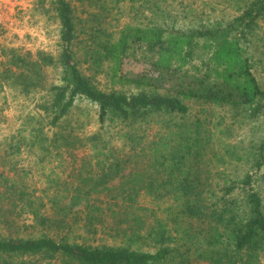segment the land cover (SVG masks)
Returning a JSON list of instances; mask_svg holds the SVG:
<instances>
[{
  "label": "trees",
  "instance_id": "16d2710c",
  "mask_svg": "<svg viewBox=\"0 0 264 264\" xmlns=\"http://www.w3.org/2000/svg\"><path fill=\"white\" fill-rule=\"evenodd\" d=\"M86 1L99 10L81 20L69 0H37L34 10L53 13L58 21L59 53L55 59L41 49L28 52V60L18 59L25 70L13 71V82L28 92L40 85L39 68L55 64L59 79L37 104L40 115L27 116L8 146L15 152L35 148L42 156L51 147L88 146L98 172L86 194L93 188L114 192L121 203L112 222L101 211L85 214L82 224L76 214L68 221L65 211L80 201L76 186L69 204L60 206L62 216L30 209L40 230L0 233V264H264V196L255 187L257 180L264 182V89L251 71L252 55L262 50L251 36L264 21V0H216L229 3V17H195L198 12L185 5L179 8L184 16H172L175 0H115L128 1L130 9L138 3V9L156 16L149 26H123L116 35L104 25L110 13L106 1ZM196 50L204 55L198 63ZM127 58H142L148 69L121 71ZM84 65L94 74L111 66L114 81L135 89L103 90L82 71ZM152 72L167 73V83L156 85ZM187 101L228 107L258 123L251 172L239 179L225 174L214 182L205 174L202 161L223 155L211 149L205 157L211 147L208 121L194 117L189 122ZM78 102L96 107V131L80 134L64 123ZM153 118L168 132L161 137L152 131L142 142L135 125ZM76 123L77 128L89 124ZM112 126L126 150L113 143L119 140ZM112 181L117 184L108 186ZM9 182L3 178L6 190L17 196L7 197L31 206L22 184ZM140 194L162 213L152 209L149 220L139 216ZM117 215L122 218L116 220Z\"/></svg>",
  "mask_w": 264,
  "mask_h": 264
},
{
  "label": "rangeland",
  "instance_id": "374dc122",
  "mask_svg": "<svg viewBox=\"0 0 264 264\" xmlns=\"http://www.w3.org/2000/svg\"><path fill=\"white\" fill-rule=\"evenodd\" d=\"M69 1L76 8L77 15L81 20L89 18L87 12L99 10L97 5H90L86 0ZM94 1L101 2V0ZM104 1H106L105 5L110 8L104 25L107 26L108 31L114 32L115 35L123 26H149L156 19V16L144 7L138 9V3H135L136 8L133 6L130 9L128 1ZM36 2L37 0H0V7L6 8V17H8V21L0 26V196H2L0 197V233L13 232L19 235H28L37 232L40 228L35 227L37 226L36 221L33 219L30 209L54 218L60 217L62 216L60 206L69 204L71 196H75L74 188L76 186L79 191L76 196H80V201L71 206L70 211H65L68 221L76 214L79 223L82 224L85 214L90 216L95 211L98 213L101 211L100 213H103L101 216L106 221L112 222L115 219L113 210H116L118 204L121 203L114 192L93 188L86 194L92 184L91 178H95L98 172V167L95 165L96 158L93 155L95 152L88 146L79 148L74 146L51 147L50 152H46V155L43 154V156L35 148L27 150L22 147L19 152H15L8 146L12 136L17 134L27 116L40 115L37 104L45 99L49 85L57 83L59 79V69L55 64L39 68L37 73L40 85L28 92L20 91L21 86L13 82V71L25 70L22 68V61L18 59L28 60V52L34 53L41 49L51 53L55 59L59 53L58 21L53 13L44 15L35 11ZM174 4L172 16L177 13L181 17L184 16L179 10L181 5L194 8L198 12L195 17L208 15L229 17L232 14L229 3L216 0H175ZM210 5L215 9L212 10ZM80 37L86 38L85 34ZM251 39L262 49L261 52L258 51L252 55L251 71L264 89V21L259 22ZM196 52L200 53V57L196 54L195 58V62L198 63L204 55L201 50H196ZM147 69L148 65L143 63L142 58L137 60L127 58L121 65L123 72H138ZM82 71L92 77L93 82L103 90L113 88L131 92L135 89L126 81H114L111 77V66H107L103 72L94 74L92 67L84 65ZM151 74H153L152 77L156 85L163 86L167 83V73L160 75L152 72ZM34 75L32 74V76ZM187 103L191 109L187 116L189 122L194 117L208 121L205 127L210 136L211 147L207 148L205 157L208 153L210 154L211 149L217 150L219 154L223 155L222 160H216L211 155L210 159L205 158L202 161L201 167L205 174L209 175L214 182L223 179L225 174L231 179H239L246 171L251 172L249 154L258 140L260 133L258 123L233 113L228 107L207 106L192 101H187ZM77 121L89 122V124L77 128ZM158 122L157 118H153L135 125V133L140 136L142 142L145 139H150L152 131L153 133L160 131L158 135L161 137L166 135L168 131H165V127L160 126ZM64 123H68L75 129V132L80 134L94 132L98 129L96 107L86 102H78ZM45 130L48 135H51L52 128L46 125ZM117 130L118 127H111L112 135L117 136L115 139L119 140L113 143L117 148H120L125 144L120 141V134H116ZM13 141H15L14 138ZM122 148L126 150L127 145ZM102 158L103 155L97 160ZM219 170L221 172H218ZM4 177L11 182L22 184L23 196L29 198V201L32 202L31 206L27 205L26 200L13 202V198L7 197L17 195L10 193L3 186ZM83 178H90V180L83 182ZM112 184H117V181L109 182L108 186ZM255 187L261 196H264V182L260 179L257 180ZM137 206V214L145 217L146 220L151 218L152 209L157 210V213H162L159 207L153 204L150 197L145 194L139 195ZM97 209L99 210L97 211ZM118 218H122V215H117L116 220ZM79 229L83 231L81 228Z\"/></svg>",
  "mask_w": 264,
  "mask_h": 264
},
{
  "label": "built area",
  "instance_id": "2783aa9c",
  "mask_svg": "<svg viewBox=\"0 0 264 264\" xmlns=\"http://www.w3.org/2000/svg\"><path fill=\"white\" fill-rule=\"evenodd\" d=\"M5 7H0V26L4 25L6 21H8V17H6Z\"/></svg>",
  "mask_w": 264,
  "mask_h": 264
}]
</instances>
